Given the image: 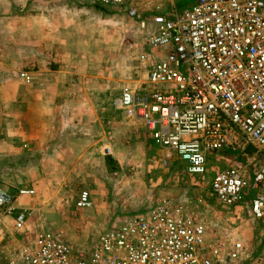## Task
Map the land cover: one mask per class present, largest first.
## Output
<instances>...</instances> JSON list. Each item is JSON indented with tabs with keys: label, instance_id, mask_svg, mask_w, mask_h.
Returning <instances> with one entry per match:
<instances>
[{
	"label": "built area",
	"instance_id": "1",
	"mask_svg": "<svg viewBox=\"0 0 264 264\" xmlns=\"http://www.w3.org/2000/svg\"><path fill=\"white\" fill-rule=\"evenodd\" d=\"M86 1L124 12L144 30L146 78L116 99L122 115L191 176L213 167L211 194L228 208L247 206L262 227L264 252V0ZM226 155L233 159L215 169ZM88 202L81 192L78 205ZM14 203L0 188L1 213L21 229L27 215ZM207 229L196 214L162 200L111 226L88 249L75 251L59 234L41 231L5 264H242V244L228 249Z\"/></svg>",
	"mask_w": 264,
	"mask_h": 264
},
{
	"label": "crops",
	"instance_id": "2",
	"mask_svg": "<svg viewBox=\"0 0 264 264\" xmlns=\"http://www.w3.org/2000/svg\"><path fill=\"white\" fill-rule=\"evenodd\" d=\"M20 3L15 11L5 9L11 17L0 15V96L12 92L9 101L0 99V188L15 196L19 209L36 200L16 191L33 183L31 174L40 171L38 157L48 163L40 164L41 171L66 172L71 156L80 157L84 169L92 159L102 164L106 156L117 160L120 137L128 149L139 142L138 129L146 132L116 105L124 90L136 86L123 82L128 87L121 91L114 74L98 68L108 63L101 56L103 30L112 41L117 28L103 24L104 9L86 0ZM6 21L13 27L7 28ZM0 216V264H5L20 246L13 218L1 211Z\"/></svg>",
	"mask_w": 264,
	"mask_h": 264
},
{
	"label": "rangeland",
	"instance_id": "3",
	"mask_svg": "<svg viewBox=\"0 0 264 264\" xmlns=\"http://www.w3.org/2000/svg\"><path fill=\"white\" fill-rule=\"evenodd\" d=\"M20 2L27 5L30 0H0V15L11 17L9 11L4 14L5 9L15 11L16 7L22 5ZM103 9V24L117 28L112 31V41L108 30H103L102 40L105 44L102 46L101 56L108 63L101 61L98 68L107 73L111 71L115 76L114 83L121 91L128 87L123 86L127 82L139 88L145 80V73L140 69L139 62V56L144 50V30L124 12ZM111 14L114 15L108 16ZM5 25L7 28L13 27L7 21ZM25 80L28 81L29 78ZM0 97L1 100L9 101L12 92H4ZM138 130L140 138L139 142H132L134 147L127 149L128 144L123 137L117 140L119 153L115 157L119 160L118 163L111 156L104 157L103 164L102 160L99 163L98 158L95 161L91 158L92 161L87 166L83 161V169L81 158L71 156L68 161H74L69 162L70 169L53 173L41 171L43 168L40 164L43 162L42 165L46 166L48 163L44 157H38L40 171L31 174L33 183L16 191L18 195L20 190L31 191L26 194L36 197L30 208H21L25 210L29 220H26L21 229L15 230L19 249L30 244L41 231L59 234L75 251L88 249L111 226L167 200L186 213L196 214L207 226L209 239L225 243L228 249L233 242H240L244 247L240 259L242 264H264V252L260 244L262 227L250 218L246 205L228 208L211 194L208 183L214 174L212 165L210 164L208 174L191 176L186 172L184 164L169 160L160 148L152 145L145 131ZM226 159L232 158L226 156L225 160L219 159L214 168L219 170L226 167ZM83 191L88 193L89 202L85 206H79L78 201Z\"/></svg>",
	"mask_w": 264,
	"mask_h": 264
}]
</instances>
